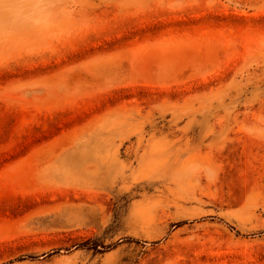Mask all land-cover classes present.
<instances>
[{
    "label": "rangeland",
    "instance_id": "374dc122",
    "mask_svg": "<svg viewBox=\"0 0 264 264\" xmlns=\"http://www.w3.org/2000/svg\"><path fill=\"white\" fill-rule=\"evenodd\" d=\"M0 264H264V0H0Z\"/></svg>",
    "mask_w": 264,
    "mask_h": 264
}]
</instances>
